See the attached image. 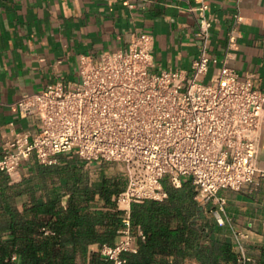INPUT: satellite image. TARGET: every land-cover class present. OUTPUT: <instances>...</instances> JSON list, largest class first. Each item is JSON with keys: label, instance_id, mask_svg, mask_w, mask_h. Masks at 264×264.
I'll return each instance as SVG.
<instances>
[{"label": "built area", "instance_id": "1", "mask_svg": "<svg viewBox=\"0 0 264 264\" xmlns=\"http://www.w3.org/2000/svg\"><path fill=\"white\" fill-rule=\"evenodd\" d=\"M190 9L197 17L198 54L189 69L154 71L153 35L133 31L124 47L106 50L96 61L82 55L78 80L49 82L11 104L41 124L37 134H16L5 143L0 171L11 181H19L20 167L31 156L45 165L60 155L88 164H121L125 186L113 200L123 225L114 244L100 248L111 264H125L122 253L137 250L144 234L131 224V206L165 198L164 178L175 187L190 178L198 202L216 205L212 214L219 225L228 220L218 191L239 190L256 173L264 179L256 163L264 92L228 66L225 57L204 80L210 63L217 61L209 54L212 19L206 3ZM227 36L228 47L235 48L234 27ZM232 235L239 264H258L246 252L247 234L232 230Z\"/></svg>", "mask_w": 264, "mask_h": 264}, {"label": "crops", "instance_id": "2", "mask_svg": "<svg viewBox=\"0 0 264 264\" xmlns=\"http://www.w3.org/2000/svg\"><path fill=\"white\" fill-rule=\"evenodd\" d=\"M201 2L212 19L209 54L217 59L204 80L225 57L228 66L264 92V0H0V155L14 135L33 136L41 128L36 116L13 109L14 101L49 82L78 80L82 55L96 61L102 52L124 47L133 31L153 35L154 71L189 69L198 54L197 17L190 8ZM232 27L235 48L228 47ZM257 143V167L264 170V103ZM218 195L225 198L228 221L217 228L233 245L232 230L246 233L247 254L254 261L264 258V179L256 173L253 182L239 190L222 188ZM15 200L22 205L28 196ZM201 206L215 221L213 201ZM91 248L99 249L97 244Z\"/></svg>", "mask_w": 264, "mask_h": 264}, {"label": "trees", "instance_id": "3", "mask_svg": "<svg viewBox=\"0 0 264 264\" xmlns=\"http://www.w3.org/2000/svg\"><path fill=\"white\" fill-rule=\"evenodd\" d=\"M22 164L27 171L19 181L0 171V264H111L100 248L113 245L123 225L113 200L123 176L100 172L91 179L89 164L76 156L60 155L51 165L31 156ZM162 184L165 198L131 206V224L144 238L135 252L122 253L125 264H239L232 241L195 198L191 179L183 177L179 187L167 178ZM23 193L28 201L18 205Z\"/></svg>", "mask_w": 264, "mask_h": 264}, {"label": "rangeland", "instance_id": "4", "mask_svg": "<svg viewBox=\"0 0 264 264\" xmlns=\"http://www.w3.org/2000/svg\"><path fill=\"white\" fill-rule=\"evenodd\" d=\"M88 166H89L88 174L91 179L98 177L100 172H103L108 176H115V175L122 176L121 164L117 162H101L98 164H89ZM23 167L24 166L22 164L20 167L21 172Z\"/></svg>", "mask_w": 264, "mask_h": 264}]
</instances>
